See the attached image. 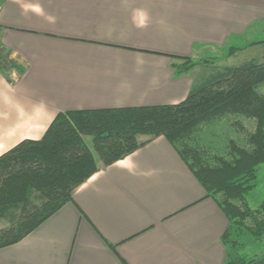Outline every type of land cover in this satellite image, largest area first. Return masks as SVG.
I'll list each match as a JSON object with an SVG mask.
<instances>
[{
    "label": "crops",
    "instance_id": "0c3cea01",
    "mask_svg": "<svg viewBox=\"0 0 264 264\" xmlns=\"http://www.w3.org/2000/svg\"><path fill=\"white\" fill-rule=\"evenodd\" d=\"M263 25L264 0H0V46L24 69L0 70V154L61 111L177 103L211 73L175 63ZM97 165L0 264L224 262L228 218L165 137Z\"/></svg>",
    "mask_w": 264,
    "mask_h": 264
},
{
    "label": "trees",
    "instance_id": "16d2710c",
    "mask_svg": "<svg viewBox=\"0 0 264 264\" xmlns=\"http://www.w3.org/2000/svg\"><path fill=\"white\" fill-rule=\"evenodd\" d=\"M264 38L229 44L221 58ZM0 46V70L24 69ZM217 57H183L177 73ZM263 60L251 58L216 69L193 85L177 103L72 109L58 112L38 139H22L0 154V248L21 240L70 201L74 190L103 165L127 156L148 140L163 136L228 218L221 235L222 264H251L264 256V198L249 202L264 163ZM240 116L254 120L243 144L228 141L226 155L201 146L203 125ZM241 126V123H238ZM243 129V128H242ZM141 136H147L140 140ZM90 137L92 147L85 138Z\"/></svg>",
    "mask_w": 264,
    "mask_h": 264
},
{
    "label": "rangeland",
    "instance_id": "374dc122",
    "mask_svg": "<svg viewBox=\"0 0 264 264\" xmlns=\"http://www.w3.org/2000/svg\"><path fill=\"white\" fill-rule=\"evenodd\" d=\"M264 26V25H263ZM250 39L264 38V28L258 29L257 33L248 35ZM250 39H247L250 40ZM244 41V40H243ZM243 41L239 42L242 43ZM238 43V44H239ZM225 48L205 50L197 55V58H203L208 56L217 57V61L213 64H201L202 72L205 75L214 72L216 69H220L227 65H237L241 62L256 58L263 60L264 46L255 45L251 49H242L235 52L233 55L221 58ZM194 58V59H197ZM258 91L264 95V83L258 85ZM238 123H241L242 128ZM254 127V120L245 117L230 116L225 119L213 122L211 124H205L202 126V130L198 133L199 143L202 147L208 149L210 155L222 154L226 155L228 149V141L230 139L235 140L237 143L243 144L244 135L247 131H251ZM145 137V136H143ZM87 144L92 147L90 137H86ZM264 198V163L259 166L257 185L254 190L251 191L249 202L251 207H255ZM5 222H0L2 227ZM264 247V246H263Z\"/></svg>",
    "mask_w": 264,
    "mask_h": 264
}]
</instances>
